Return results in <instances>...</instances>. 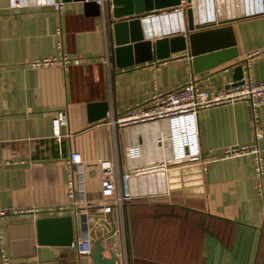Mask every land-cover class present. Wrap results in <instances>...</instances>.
Wrapping results in <instances>:
<instances>
[{"label":"crops","instance_id":"obj_1","mask_svg":"<svg viewBox=\"0 0 264 264\" xmlns=\"http://www.w3.org/2000/svg\"><path fill=\"white\" fill-rule=\"evenodd\" d=\"M203 2H199L202 15L216 17L221 10L217 22H223L195 31L223 30L201 42L213 41L218 49L233 46L237 57L195 74L187 51L166 60L147 58L117 66L109 20L119 18H109L106 11L88 16L81 1L63 2L56 9L28 4L13 8L11 0H0V207L9 215L1 223L6 250L8 221L71 216L72 242H76L84 236L81 217L86 215L89 239H101L116 255L125 254L127 264H264V196L256 186L254 157L233 153L255 144V118L264 159V103L252 106L241 100L201 110L199 145L207 161L205 170L196 162L168 165L157 177L160 194L125 202L109 213L100 210L112 198L100 185L101 163H111L119 173L120 155L121 169L126 171L127 143L122 132L115 135L108 123L112 116L189 81L211 91L224 89L237 65L244 75L247 59L251 78L264 79V13L234 16L246 7L241 0L231 1L230 6L225 0ZM252 2L264 8V0ZM229 14L234 17L226 18ZM171 21L164 19L159 25L166 22L163 29H169ZM156 23L146 22L150 38L157 32ZM58 41L69 57L80 58V65L67 71L31 65L56 55ZM147 55L144 47L135 51L139 59ZM103 101L109 105L107 122H89L88 103ZM60 111L66 112L68 121L60 127L57 142L51 119ZM163 129L157 122L133 127L132 142L144 148L138 162L161 156L155 140ZM71 152L80 153L83 166L84 193L79 199L91 204L86 208L82 202L78 214L68 198V180L76 171L67 162ZM141 183L148 189V178ZM14 210L23 213L11 216ZM30 254L12 259L17 264L92 263L89 254L77 255L71 245L38 244L37 239Z\"/></svg>","mask_w":264,"mask_h":264},{"label":"built area","instance_id":"obj_2","mask_svg":"<svg viewBox=\"0 0 264 264\" xmlns=\"http://www.w3.org/2000/svg\"><path fill=\"white\" fill-rule=\"evenodd\" d=\"M213 1V0H209ZM226 5L234 0H225ZM232 1V2H231ZM246 7L242 9L240 15H254L264 13V8L252 0H241ZM192 0L190 3L193 10L194 24L201 26L211 23H218V17L221 13L218 10L216 17L203 16V7ZM48 5L56 9L62 7V0H11V7L18 8L24 5ZM213 4H215L213 2ZM216 6V5H215ZM261 6V5H260ZM217 7V6H216ZM218 8V7H217ZM172 15L180 27L164 30V26H156L157 32L153 38L173 35L185 32L186 26V0H181L178 6L172 9L159 11L157 14L149 16L146 22L153 21V18H160L165 15ZM228 15V17H234ZM222 18H225L223 15ZM162 29V30H161ZM151 35V36H152ZM81 61L78 57H69L62 50L61 41L57 42V53L54 56H47L41 59H36L31 62L33 67L40 66H57L63 71H67L71 65H80ZM242 83L234 85L232 81L228 82V86L224 89L215 91L200 87L196 82L189 81L183 86L174 88L165 92H160L153 95L145 104L132 107L117 116H112L108 123L112 124L115 129V135L122 132L123 141L127 143L124 147L125 157L127 158L126 171L122 169V174L116 173L113 166L109 162H102L101 169L103 175L101 177V188L105 195H111L110 205H102L103 213H109L113 207L122 208L125 202L137 199H145L150 196H155L161 193V184L158 180L160 173L166 170V167L171 164L181 162H196L205 170L206 160L203 158L199 145V129H198V113L206 108L217 106L223 103H233L236 101H250L252 106L264 103V79L254 81L250 75V61L247 59L245 63V72L242 77ZM68 117L66 112L60 111L51 119L53 137L57 142L61 139L60 127L67 124ZM162 123L163 131L155 140V143H160L158 154L160 157L143 159L140 163L137 160L142 159L144 148L138 142H132L130 132L133 127H139L151 123ZM256 119H252L254 129L255 144L252 146H243L240 149H234V155L252 154L254 157L255 181L259 193L264 196V159L261 155V148L258 145V140L262 138L261 132L255 127ZM68 164L72 165L76 171L72 170L68 180V198L69 204L79 212V205L84 202L85 207H91L90 203L80 200L79 195H83V166L79 152H71L67 160ZM2 163H0V168ZM149 179L148 189L141 183L142 179ZM130 183H133L129 186ZM264 208V207H263ZM37 210V211H36ZM39 209H30V212H38ZM49 212V211H48ZM50 212H52L50 210ZM22 210H14L10 215L17 216L22 214ZM8 215L7 211L0 207V264H17L9 257L4 238L1 232V223ZM9 216V215H8ZM83 223V222H82ZM87 230H82L81 235L87 236ZM92 241L87 236L71 243V247L77 255H88L92 251ZM118 264H127V257L117 255Z\"/></svg>","mask_w":264,"mask_h":264},{"label":"water","instance_id":"obj_3","mask_svg":"<svg viewBox=\"0 0 264 264\" xmlns=\"http://www.w3.org/2000/svg\"><path fill=\"white\" fill-rule=\"evenodd\" d=\"M71 0H62L68 2ZM83 2L84 13L88 16L103 15L106 11L109 18H119L113 21L110 18L112 28V55L115 64L119 67L131 65L144 59L166 60L171 54L187 51L191 58L192 69L195 74L205 71L213 66L230 61L237 57L235 47L219 48L213 41L201 42V39L213 37L223 29H207L195 31L196 29L208 27L216 23L206 25H195L193 10L186 0V26L185 32L173 35L150 38L146 20L149 16L157 14L161 10L172 9L178 6L181 0H72ZM149 19L148 21H150ZM220 21L218 23H222ZM217 23V24H218ZM211 39V38H210ZM144 47L148 55L139 59L135 51ZM207 51V52H206ZM242 67L237 65L231 80L234 85L242 83ZM229 81V82H230ZM228 86V85H227ZM88 121L103 120L107 122L108 101L88 103ZM119 143V140H118ZM120 155H118L119 174H122ZM154 198V197H153ZM152 198V199H153ZM83 230H86V215L81 217ZM36 236V237H35ZM87 236L84 235L83 238ZM7 251L10 258L27 256L35 247V239L38 244L70 246L73 239L71 216H58L49 218H38L35 220H17L6 223ZM30 242H23L21 239ZM28 252V253H27ZM108 253V256L105 254ZM91 264H118L116 253L101 244V239L92 243V251L89 254Z\"/></svg>","mask_w":264,"mask_h":264},{"label":"bare ground","instance_id":"obj_4","mask_svg":"<svg viewBox=\"0 0 264 264\" xmlns=\"http://www.w3.org/2000/svg\"><path fill=\"white\" fill-rule=\"evenodd\" d=\"M173 18V16L171 15H165V17L164 16H162V17H160V18H153V20L154 21H156L157 23H159L160 24V19H166V21H171V19ZM162 20V21H163ZM180 25V23L179 22H177L176 20H172L171 21V27L169 28V31L171 30V29H173V28H176V27H180L179 26ZM154 28H156V26L154 25ZM156 30H157V28H156ZM165 30H167V29H165Z\"/></svg>","mask_w":264,"mask_h":264},{"label":"rangeland","instance_id":"obj_5","mask_svg":"<svg viewBox=\"0 0 264 264\" xmlns=\"http://www.w3.org/2000/svg\"><path fill=\"white\" fill-rule=\"evenodd\" d=\"M203 1L207 2V0H201L202 3H204ZM165 11H167V9H166ZM162 20H163V19H160V21H162ZM164 23H166V22H164ZM164 23H163L161 26L167 25V24H164ZM156 26H159V24H157ZM161 30H162V29H161Z\"/></svg>","mask_w":264,"mask_h":264}]
</instances>
